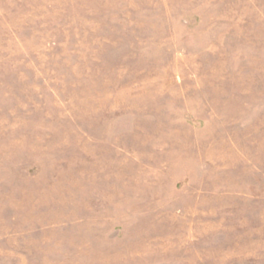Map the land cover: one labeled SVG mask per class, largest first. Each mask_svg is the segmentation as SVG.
<instances>
[{
    "label": "rangeland",
    "instance_id": "rangeland-1",
    "mask_svg": "<svg viewBox=\"0 0 264 264\" xmlns=\"http://www.w3.org/2000/svg\"><path fill=\"white\" fill-rule=\"evenodd\" d=\"M0 264H264V0H0Z\"/></svg>",
    "mask_w": 264,
    "mask_h": 264
}]
</instances>
